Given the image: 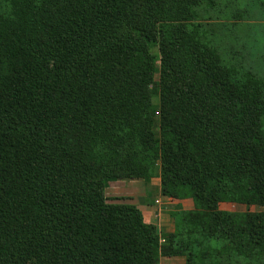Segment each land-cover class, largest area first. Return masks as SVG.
<instances>
[{"label": "trees", "instance_id": "trees-1", "mask_svg": "<svg viewBox=\"0 0 264 264\" xmlns=\"http://www.w3.org/2000/svg\"><path fill=\"white\" fill-rule=\"evenodd\" d=\"M214 6L0 0V264H264V211L219 209L264 207V79L201 28ZM153 177L192 202L163 241L105 194Z\"/></svg>", "mask_w": 264, "mask_h": 264}, {"label": "rangeland", "instance_id": "rangeland-1", "mask_svg": "<svg viewBox=\"0 0 264 264\" xmlns=\"http://www.w3.org/2000/svg\"><path fill=\"white\" fill-rule=\"evenodd\" d=\"M198 20L202 24L201 28L207 29L208 38L213 39L218 52L228 65L238 64L264 79V0H215V6ZM149 51L158 59V45L151 46ZM154 129L159 132L157 122ZM155 193L152 191V195ZM113 194L121 198L118 192ZM176 200L162 196L158 203L154 201L161 208V215L155 225L162 241L174 231V221L170 212L192 208L190 199H188L190 207L187 202ZM219 209L228 212L264 211L263 206L237 199L220 203Z\"/></svg>", "mask_w": 264, "mask_h": 264}, {"label": "crops", "instance_id": "crops-1", "mask_svg": "<svg viewBox=\"0 0 264 264\" xmlns=\"http://www.w3.org/2000/svg\"><path fill=\"white\" fill-rule=\"evenodd\" d=\"M108 182H107L108 185L106 184L105 194L109 202L111 201L128 202L135 204L140 209L145 222L156 224L157 219L161 215L160 213L161 208L158 206V204H156L157 202L154 203V201L156 200L159 201V199L162 197L160 193L159 177H153L150 178L149 180L140 179V178H125V179L122 178V179L109 180ZM152 191H155L156 193L152 195ZM116 192H118V194L121 195V198H117V196L113 194ZM176 201L177 202L185 201L187 202L186 204L188 205V207H190V203L188 199L185 200L177 199ZM163 262H167V264H184V259L179 256H173V257L163 256L159 259V262L157 264H162Z\"/></svg>", "mask_w": 264, "mask_h": 264}, {"label": "built area", "instance_id": "built-area-1", "mask_svg": "<svg viewBox=\"0 0 264 264\" xmlns=\"http://www.w3.org/2000/svg\"><path fill=\"white\" fill-rule=\"evenodd\" d=\"M156 202L158 203V200H156Z\"/></svg>", "mask_w": 264, "mask_h": 264}]
</instances>
